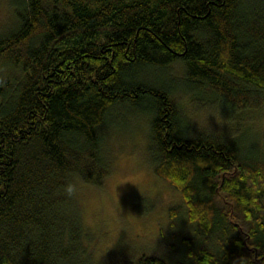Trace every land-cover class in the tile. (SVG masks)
<instances>
[{
  "label": "trees",
  "instance_id": "obj_1",
  "mask_svg": "<svg viewBox=\"0 0 264 264\" xmlns=\"http://www.w3.org/2000/svg\"><path fill=\"white\" fill-rule=\"evenodd\" d=\"M8 1L16 20L0 33V264H264V153L195 132L172 91L149 77L179 59L186 78L221 100L250 102L264 89V0ZM122 104L148 114L154 171L195 223L181 258H98L88 247L71 184L102 183V126Z\"/></svg>",
  "mask_w": 264,
  "mask_h": 264
},
{
  "label": "rangeland",
  "instance_id": "obj_2",
  "mask_svg": "<svg viewBox=\"0 0 264 264\" xmlns=\"http://www.w3.org/2000/svg\"><path fill=\"white\" fill-rule=\"evenodd\" d=\"M14 10L8 0H0V33L14 25ZM149 77L172 91L195 132L225 138L241 152L264 153V89H256L245 104L228 103L202 83L186 78L179 59L153 69ZM113 111L114 117L101 131L110 161L102 183L77 177L71 184L81 219L92 234L88 247L98 258L140 251L181 258V239L194 235L195 223L187 221L181 192L154 171L148 114L130 104ZM175 205L181 209L170 217L169 208Z\"/></svg>",
  "mask_w": 264,
  "mask_h": 264
}]
</instances>
